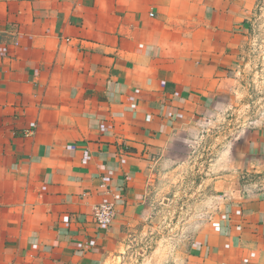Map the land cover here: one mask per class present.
<instances>
[{"label":"crops","instance_id":"obj_1","mask_svg":"<svg viewBox=\"0 0 264 264\" xmlns=\"http://www.w3.org/2000/svg\"><path fill=\"white\" fill-rule=\"evenodd\" d=\"M262 23L264 0H0V264H121L181 154L243 102ZM207 176L228 227L186 264H264V118Z\"/></svg>","mask_w":264,"mask_h":264},{"label":"rangeland","instance_id":"obj_2","mask_svg":"<svg viewBox=\"0 0 264 264\" xmlns=\"http://www.w3.org/2000/svg\"><path fill=\"white\" fill-rule=\"evenodd\" d=\"M252 36L236 63V78L243 83V102L236 99L232 111H226L210 125L200 145L181 154L185 167L179 181L165 184L155 193L157 198L167 196L168 202L158 205V213L124 252L121 264H186L191 244H201L202 235L212 230L211 222L219 218L217 202L221 191L208 180V165L222 159L245 129L264 118V23L257 24ZM220 172L223 169L215 168L211 176L218 177Z\"/></svg>","mask_w":264,"mask_h":264},{"label":"built area","instance_id":"obj_3","mask_svg":"<svg viewBox=\"0 0 264 264\" xmlns=\"http://www.w3.org/2000/svg\"><path fill=\"white\" fill-rule=\"evenodd\" d=\"M34 126L30 125L29 128H27L26 133H31ZM264 199V196H263ZM94 223L97 227H108L112 223L114 217H115V206L112 203H102L95 207L94 209ZM66 218H64V221L66 222ZM227 221H219L214 219L211 222V228L216 233H223L224 229L227 226ZM256 254L254 252H249L245 256H242L240 259V264H251V262L255 259Z\"/></svg>","mask_w":264,"mask_h":264}]
</instances>
